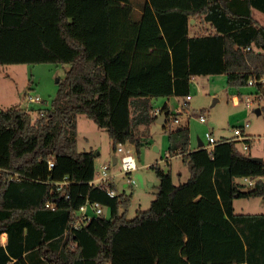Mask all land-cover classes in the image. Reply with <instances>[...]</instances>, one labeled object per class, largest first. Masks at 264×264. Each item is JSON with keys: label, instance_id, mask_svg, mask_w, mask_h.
I'll list each match as a JSON object with an SVG mask.
<instances>
[{"label": "trees", "instance_id": "trees-1", "mask_svg": "<svg viewBox=\"0 0 264 264\" xmlns=\"http://www.w3.org/2000/svg\"><path fill=\"white\" fill-rule=\"evenodd\" d=\"M253 9L264 12V0H0V64H69L36 117L0 108V264H264V212L234 206L264 197L251 136L248 150L231 137L192 150L189 127L170 130L168 152L190 177L175 183L152 164L158 193L131 219L130 196L108 194L112 177L95 181L97 154L77 138L85 113L114 150L132 143L140 154L149 137L135 129L156 120L154 99L186 97L194 76L226 74L242 96L251 77L264 78V25ZM192 18L207 28L191 35ZM250 87L264 111V83ZM161 112L164 127L178 114L168 103ZM87 201L110 216L79 221Z\"/></svg>", "mask_w": 264, "mask_h": 264}, {"label": "rangeland", "instance_id": "rangeland-1", "mask_svg": "<svg viewBox=\"0 0 264 264\" xmlns=\"http://www.w3.org/2000/svg\"><path fill=\"white\" fill-rule=\"evenodd\" d=\"M253 16L264 25V12L253 10ZM201 19L197 18L190 27V34L200 33L205 30ZM69 64L62 63H16L0 64V108L7 109L20 106L31 109L36 117L40 108L50 107L53 98L59 89V79H64ZM242 96L249 95L254 100L252 105H247L245 99L234 102L238 94L235 89L227 85L226 74L198 75L192 78V99L187 106L182 108L183 98H171L169 104L174 114L183 112L179 117L180 122L173 120V116L166 127L164 124L153 122L149 126L141 125L135 129L140 136H148L149 142L141 148L140 154L135 145L127 143L124 149H130L136 157L138 168L130 175L136 180L137 185H126L127 175L122 171L120 160L114 162V156L120 158V153L114 150L112 140L106 129L99 127L85 113L78 114V148L81 151L93 150L97 154L96 176L103 174L102 166H107V172L116 183L118 194L126 193L131 198V204L126 211V217L131 219L138 209L149 208L151 201L158 193L160 179L155 168L151 165L157 163L166 171L172 172L175 183L186 181L190 177L189 167L180 154L170 157L169 132L183 125L189 127L190 148L198 146L199 138L205 143L206 132H212L215 138L234 136L235 126L249 125L246 132L252 138V147L249 150L254 157L264 159V111L257 112L259 106L256 94L250 86L242 89ZM27 93L39 95L40 101H28ZM244 98V97H243ZM165 99L156 100L157 106H162ZM204 115L205 121L200 117ZM155 146L158 147L156 150ZM242 148V143L239 144ZM243 149V148H242ZM101 152V154H98ZM124 208H121V212ZM235 211L238 213L264 212V197H238L235 198ZM110 208L104 206V214L110 216ZM6 241V234L3 235ZM110 264V263H107Z\"/></svg>", "mask_w": 264, "mask_h": 264}, {"label": "built area", "instance_id": "built-area-1", "mask_svg": "<svg viewBox=\"0 0 264 264\" xmlns=\"http://www.w3.org/2000/svg\"><path fill=\"white\" fill-rule=\"evenodd\" d=\"M250 48L251 47H248V49H250ZM258 81L264 83V78L256 79L254 77H251L248 81V86H254ZM191 99H192L191 94H189L185 98H183L182 108L184 106H187ZM241 99L242 100L245 99L247 105H252V103L254 102V100L249 95L241 96ZM241 99H240V95H238V94L234 96V102L235 103H238ZM30 101H40V97L39 96H35V97L30 96ZM180 112H182V110H180ZM160 113H162L161 110L159 108L158 109L156 108L155 115L158 117V115H160ZM173 120L175 122L180 121L179 117L173 118ZM200 120L205 121L206 117L204 115H201ZM248 125L249 124L246 123L245 125L235 126L233 129L234 136H232L230 138V139H234V140H237L240 143H242L243 150L249 149V144L246 142V139L250 138V135L247 134V132H246V127ZM206 140L208 141V143L203 144V147H206L212 151L214 149L216 142H217V139L215 138V136L213 135L212 132H206ZM124 145L125 144H123V143H120L118 145L117 152L121 154L120 158H118V161L120 160L121 165H122V171L121 172H123L124 174L127 175V183L129 185L135 186V185H137L136 180L132 177V175H130V173H132V171H134L135 169L138 168V164H137L135 155L132 153V151L130 149H124ZM52 165H53V163L51 162L50 166H52ZM102 168L104 169V172H103V174H98V176H96L95 181H97V182L107 181L108 179L111 178V176L108 175L107 167L104 166ZM244 180L250 184L254 183V180H251L248 178H245ZM60 184H63V182H60ZM108 194L111 196H114L116 194V191L113 189H109ZM89 205L92 206V208L94 210V214H96L98 216L105 215L104 214V206L99 201H95V202L87 201L85 204L81 205L79 208L78 215H77L79 221L89 219V217L91 216L90 214H88L86 212V209ZM47 206H50L52 209L55 208V205L53 203H50V202L47 203Z\"/></svg>", "mask_w": 264, "mask_h": 264}, {"label": "crops", "instance_id": "crops-1", "mask_svg": "<svg viewBox=\"0 0 264 264\" xmlns=\"http://www.w3.org/2000/svg\"><path fill=\"white\" fill-rule=\"evenodd\" d=\"M254 10V9H253ZM192 24V23H191ZM27 96H28V101L30 102V96H33V97H35V96H39V95H32V94H30V93H27ZM40 97V96H39ZM160 98H162V99H165L166 101H165V103L164 104H166V103H168L169 104V102H170V100H171V98H174V97H169V98H167V97H159V98H156V99H154V101H155V103H156V100H160ZM185 98V97H184ZM40 100H41V97H40ZM34 102V101H33ZM164 104L162 105V106H157L156 104V107H157V109L159 108L160 110L162 109V107L164 106ZM170 105V104H169ZM171 107H173L172 105H171ZM27 109H29V108H27ZM172 109V108H171ZM31 110V109H30ZM183 112V111H182ZM182 112H180L179 114H178V116H180V114L182 113ZM161 114V113H160ZM164 114V113H163ZM165 115V114H164ZM177 116V117H178ZM166 118V117H165ZM181 119V118H180ZM156 121V120H155ZM154 121V122H155ZM157 122V121H156ZM180 122V121H179ZM179 122H177V123H179ZM181 126V125H180ZM183 126V125H182ZM147 127V126H146ZM201 143H202V145H201ZM203 144H205V142L202 140V139H200L199 138V141H198V146L197 147H193L192 148V150H194V149H196V148H199V147H201V146H203ZM155 147H157V146H155ZM156 150H158V147H157V149ZM98 154H101V152H99ZM172 155H170V157H171ZM181 156V155H180ZM114 162H118V158L116 157V156H114ZM102 167H104V166H102ZM107 167V166H106ZM108 170V169H107ZM109 175V174H108ZM110 176V175H109ZM112 177V176H111ZM126 185H129L128 183H127V178H126ZM234 206H235V201H234ZM86 212L88 213V214H90V215H92V214H94V210H93V208H92V206L91 205H89L88 207H87V209H86ZM257 213H262V212H257ZM3 235H5V234H3Z\"/></svg>", "mask_w": 264, "mask_h": 264}, {"label": "water", "instance_id": "water-1", "mask_svg": "<svg viewBox=\"0 0 264 264\" xmlns=\"http://www.w3.org/2000/svg\"><path fill=\"white\" fill-rule=\"evenodd\" d=\"M195 21V19L194 18H192L191 19V23H193ZM256 110H257V112H261V108L258 106L257 108H256ZM156 121L158 122V123H161V124H165L166 123V118H165V115L163 114V113H161L160 115H158V117L156 118ZM201 145H202V143H201ZM156 149H157V147H155ZM255 159H257V160H259V161H263L264 159L262 158V157H254ZM105 215H103V217H104Z\"/></svg>", "mask_w": 264, "mask_h": 264}]
</instances>
